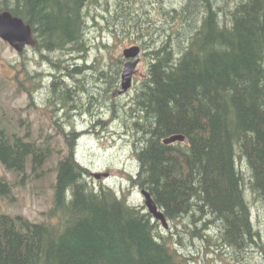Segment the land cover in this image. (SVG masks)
<instances>
[{"label":"trees","instance_id":"obj_1","mask_svg":"<svg viewBox=\"0 0 264 264\" xmlns=\"http://www.w3.org/2000/svg\"><path fill=\"white\" fill-rule=\"evenodd\" d=\"M95 1L0 0V10L30 24L37 40L11 64L12 86L33 98L37 92L53 94L48 119L38 126L52 129L66 147V152L59 142L52 147L55 134L40 140L43 131L33 134L29 127L24 133L7 131L25 128L20 121H11L12 128L0 126V165L21 183L28 169L36 177L46 174L48 161L57 155L48 168L54 181L47 220L0 213V264L201 262L198 255L183 251L185 238L201 239L205 254L216 253L219 259L206 258L207 264H222L229 261L227 253L236 254L235 247L261 244L251 204L264 201V0H158L144 12L149 14L145 23L158 22L150 15L156 10L161 25L154 27L163 38L156 42L153 31L146 30L143 44L132 41L150 50L143 53V78L122 104L116 97L123 50L109 54L110 64L98 56L91 61L88 54L84 8ZM120 1L113 2L120 10L116 20L124 25L132 19L142 31L137 9L131 5L124 14ZM45 73L51 79L47 85L42 82ZM4 90L0 98L7 97ZM107 90L114 111L123 109L122 115L130 116L127 136L133 137L139 165L135 177L127 176L133 186L149 191L169 222L168 230L145 203L129 199L130 191L119 194L107 183L96 185L74 153L79 132H66L54 118V105H67L78 92L92 101ZM83 100L76 102L81 106ZM178 134L184 140L163 142ZM14 185L0 174V197H10Z\"/></svg>","mask_w":264,"mask_h":264},{"label":"rangeland","instance_id":"obj_2","mask_svg":"<svg viewBox=\"0 0 264 264\" xmlns=\"http://www.w3.org/2000/svg\"><path fill=\"white\" fill-rule=\"evenodd\" d=\"M110 1H112V3H105L107 2L106 0L95 1L84 8L85 13H88L87 21L89 26L86 28V38H91V48L88 52L91 61H93L95 57L98 56L100 59H102V61L106 60L107 64H110L108 63L111 61L109 59V54L112 56L117 55L119 52H122L125 47L137 44L132 42L135 39L139 41L138 43L142 42L143 44L144 35L142 36L141 34L146 33V30L150 31V33L153 31V35L156 36V42H160L162 40L163 36L157 34L159 31L154 27L158 26L159 28L161 25L158 23L160 22L161 16L156 10H152L150 15L158 20V22L154 24L148 23V26L147 23H145L146 15L149 14L145 15L144 12L151 6L155 5L156 7L158 0H132V3L131 0L130 2L128 0H123L119 2L121 3L120 9L122 11H126L124 14H127L131 11V5L137 9V12L135 13L139 14V19L136 23L137 26H140L142 31H137L138 27H135L136 24L134 21H132V19H130V23H125L124 25L122 20H116V11L120 12V10L118 9V6L113 4L114 0ZM172 6L173 5H168L166 7L170 9ZM116 8L118 10H115ZM178 9L179 5L175 7V11H178ZM132 24L134 27H131L133 26ZM101 42L102 44H108L111 49L109 50L103 47ZM98 43L99 45L97 46L96 44ZM115 44L116 46L113 47ZM145 46H147L146 43ZM146 50H150V48H144V51ZM20 60L21 57L19 53H17L8 43L0 40V90L2 87L6 88V90L3 92L7 96L5 97L6 100L3 97L0 98V126L12 128L13 124L9 123L8 120L11 115H17L18 117L11 118L12 121L17 124L20 121L22 126L29 127L31 133L33 134L43 131V135L41 136L40 140H44V137H46L47 134H55V132L50 128L44 127V130H41L38 126L47 121L48 116L46 115L50 109L48 106L50 103L54 104L52 102L54 96L49 91L40 93L37 92L35 97L36 103L38 104L36 106L37 108H26L29 103L27 101V96L22 93H17V91L12 86L11 80V75L13 71H15V68L12 67L11 64H17ZM34 65L35 64H31L30 66ZM112 67H115V63L112 64ZM146 67L147 56H144L143 54L141 62L138 65L133 77L134 87L127 95L116 97V102L118 104H122L123 102L125 103V101H127L135 93L137 79L143 78L146 72ZM46 73L45 75H47ZM45 75L42 82L44 85H47L48 81L51 82V79ZM82 94V91H80V93L78 92L76 98L74 97L71 102L67 103V105L64 102H62L60 106L54 105L58 107L53 112L54 118L61 123V127H64L66 132H68L69 129H75V131L77 130L79 132L74 153L77 155L79 161L90 170V177L93 178V173L97 172L108 174L107 177H103L102 179L93 178L94 183L96 185L99 182L107 183L122 193V191L126 190L129 186L123 173L128 171L135 175L139 165L133 154V137L127 136L128 133L126 122L128 124L130 123V116L128 117V112H126L125 115H122L123 109L120 107L119 108L122 109L121 111L118 112L116 107V111H114V106L111 103L112 100L109 97V95H112L110 91L106 92V94L104 92L101 94L96 93L95 99L92 101L89 99L88 95L83 96ZM81 98H85V100L82 101L83 104L80 106V102L76 101ZM84 101H86V103H84ZM113 113H116V115H119V117H113ZM98 120L103 121L98 122ZM128 130L130 129L128 128ZM7 131L24 133L26 128H23L20 131H14L10 129H7ZM50 140L53 143L52 147L55 146V142H59L61 147L58 145L57 146L60 148L63 147V151L66 152L65 143L61 136H57L55 134ZM56 158L57 155L55 154L50 158L46 166L47 173L43 174L41 177H36L35 174H32L28 169L24 184L17 180L13 173L6 171L0 165V174L5 176L10 182L15 183V185L12 186V195L9 198H0V212L9 213L12 215L23 214L25 217H28L30 220L35 222H43L47 220L46 213L52 205L53 197L51 183L54 181V171L53 169L48 170V168L54 167V160ZM245 171L248 175L249 172L246 168ZM130 194L132 196L131 200L133 202L139 205L143 203V198L139 193V190L132 191ZM247 197L251 201L254 200V196L251 193H248ZM251 205L253 206L252 214L254 216L255 226L263 236L261 240L262 243H251V245L248 247L244 245H242L240 248L235 247L236 254L230 253V260L234 261L236 256L238 257V259H236L239 262H242V259L245 257L249 258L247 255L250 253V251H252L257 253L258 256H253L251 262L262 264L264 261L262 260L264 258V201L259 198V201L255 200V202H252ZM174 231L175 230L173 229V232ZM164 233H167V231ZM183 240L186 245V247L183 248V251L193 252L194 255H198L200 257L201 262L196 264H207L205 260L209 257L217 260L219 259L215 256L216 253H212L210 249L208 253H212V255H207V253H204L205 244L201 239H195L191 241L190 239L185 238ZM212 248L213 247H211V249ZM227 254L229 255V253ZM213 264H217L216 261L213 262ZM222 264H230V262L227 260V262L223 261Z\"/></svg>","mask_w":264,"mask_h":264},{"label":"water","instance_id":"obj_3","mask_svg":"<svg viewBox=\"0 0 264 264\" xmlns=\"http://www.w3.org/2000/svg\"><path fill=\"white\" fill-rule=\"evenodd\" d=\"M0 38L9 42L17 51L21 52L26 45H34L36 42L33 39L32 29L29 25L18 16L12 15L9 11H0ZM140 52L139 46H132L124 50V55L127 58H134ZM140 59L128 60L125 63L123 74H122V89L126 91L131 85L132 74L139 63ZM175 139H183L182 136H174L170 139L165 140V142H170ZM100 177V174H96ZM142 194L145 198V204L152 213V215L160 220L165 228L169 227L168 221L164 213L158 208L151 194L147 190H142Z\"/></svg>","mask_w":264,"mask_h":264},{"label":"flooded vegetation","instance_id":"obj_4","mask_svg":"<svg viewBox=\"0 0 264 264\" xmlns=\"http://www.w3.org/2000/svg\"><path fill=\"white\" fill-rule=\"evenodd\" d=\"M230 253L232 254L233 252H230ZM230 253L228 255L230 264H242V263L243 264H258V263L251 262V260L253 259V256H258V254L255 252L250 251V253L247 255V257H249L250 259L245 257L244 259H242L243 260L242 262H239L236 259H234V261L230 260V256H231ZM262 260H264V258ZM262 264H264V261L262 262Z\"/></svg>","mask_w":264,"mask_h":264},{"label":"bare ground","instance_id":"obj_5","mask_svg":"<svg viewBox=\"0 0 264 264\" xmlns=\"http://www.w3.org/2000/svg\"><path fill=\"white\" fill-rule=\"evenodd\" d=\"M69 130H70V129H69ZM76 132H77V131H76ZM93 176H94V175H93ZM168 229H169V228H168ZM168 229H167V230H168ZM256 229H257V228H256ZM171 230H173V229H171ZM211 258H212V257H211Z\"/></svg>","mask_w":264,"mask_h":264}]
</instances>
